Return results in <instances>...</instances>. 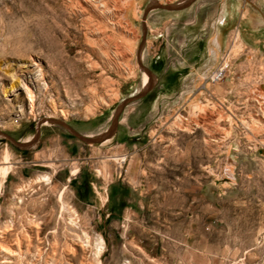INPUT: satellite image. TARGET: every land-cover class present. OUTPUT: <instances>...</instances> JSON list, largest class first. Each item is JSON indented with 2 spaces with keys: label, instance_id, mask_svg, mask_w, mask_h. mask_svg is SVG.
Instances as JSON below:
<instances>
[{
  "label": "rangeland",
  "instance_id": "rangeland-1",
  "mask_svg": "<svg viewBox=\"0 0 264 264\" xmlns=\"http://www.w3.org/2000/svg\"><path fill=\"white\" fill-rule=\"evenodd\" d=\"M187 1L0 0V264H264V0Z\"/></svg>",
  "mask_w": 264,
  "mask_h": 264
},
{
  "label": "water",
  "instance_id": "water-1",
  "mask_svg": "<svg viewBox=\"0 0 264 264\" xmlns=\"http://www.w3.org/2000/svg\"><path fill=\"white\" fill-rule=\"evenodd\" d=\"M193 1L194 0H188L187 3H185L183 5L174 6V7H176L177 9L184 8V7H187L189 4H191ZM155 5H156V7H164L165 6V5L161 6L159 4H155ZM149 89H150V86L145 85L144 89L141 93H139L138 95H133V96L129 97V99L124 100L122 104H125L129 100L131 101V100H136V99L142 98L149 91ZM117 118H118V113H117V116L115 117V119L113 120L111 127L108 129V131H106L103 134L97 135L95 137L82 135V134L76 132L75 130L71 129V127L67 123H65L63 121H60V123H62L68 129V131L70 133H72L74 136L78 137L80 140L84 141L85 143L92 144V143H102L104 140L111 137V135H112V133L116 127ZM39 126H40V124H39ZM37 135H38V133H37ZM37 135L35 136V138L33 140H30V141H16L13 138H10V139L13 141V143L16 146H18L22 149H28V148L33 147V145L37 141V139H38Z\"/></svg>",
  "mask_w": 264,
  "mask_h": 264
},
{
  "label": "bare ground",
  "instance_id": "bare-ground-1",
  "mask_svg": "<svg viewBox=\"0 0 264 264\" xmlns=\"http://www.w3.org/2000/svg\"><path fill=\"white\" fill-rule=\"evenodd\" d=\"M220 28H221L220 25H218L217 35L215 36V38L213 37L214 38V40H213L214 41V45H216V47H219L220 43H221V41H220V38H221ZM235 35L236 36H234V41L238 40L237 39V34H235ZM214 53H217V51H214ZM227 63L228 62L226 61L225 62V66H222V68H221L222 70H225L226 67L229 66ZM217 75H220V73H217ZM212 77H214V79H215L217 76H215V74H214V75H212ZM148 80H149V78H148L147 74H144L143 86H145L148 83ZM47 119H50V118L47 117L46 120ZM111 139H112V137L107 138L106 141H110ZM4 158H5V164L1 165V167H0V177H1L2 181L6 180V177H7L6 174L10 171V169L12 167V164L9 161V153H8V151H6Z\"/></svg>",
  "mask_w": 264,
  "mask_h": 264
},
{
  "label": "built area",
  "instance_id": "built-area-1",
  "mask_svg": "<svg viewBox=\"0 0 264 264\" xmlns=\"http://www.w3.org/2000/svg\"><path fill=\"white\" fill-rule=\"evenodd\" d=\"M221 68H222V66L219 67L218 69H216V71L212 74V75L215 74V76H217L215 79H214V77H211V79H212L213 81H215V80H219V79H221V78L223 77V75H224V71H225V70H222ZM217 73H220V75H217Z\"/></svg>",
  "mask_w": 264,
  "mask_h": 264
},
{
  "label": "crops",
  "instance_id": "crops-1",
  "mask_svg": "<svg viewBox=\"0 0 264 264\" xmlns=\"http://www.w3.org/2000/svg\"><path fill=\"white\" fill-rule=\"evenodd\" d=\"M255 21H257V20H255ZM217 54V53H216ZM215 55V54H214ZM218 55V54H217ZM217 55H215V56H217Z\"/></svg>",
  "mask_w": 264,
  "mask_h": 264
}]
</instances>
